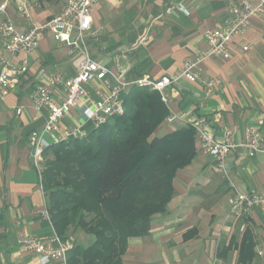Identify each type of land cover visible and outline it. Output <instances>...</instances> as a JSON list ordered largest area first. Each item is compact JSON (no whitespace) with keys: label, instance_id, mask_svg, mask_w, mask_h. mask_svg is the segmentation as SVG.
Listing matches in <instances>:
<instances>
[{"label":"crops","instance_id":"0c3cea01","mask_svg":"<svg viewBox=\"0 0 264 264\" xmlns=\"http://www.w3.org/2000/svg\"><path fill=\"white\" fill-rule=\"evenodd\" d=\"M30 20L7 3L5 16L18 31L59 14L62 0H26ZM242 0H98L92 8V30L88 38L91 58L113 74L122 73L132 82L144 75L156 80L173 75L185 60L204 49L203 34L231 18V8ZM4 17V15H1ZM249 45L247 51L242 45ZM228 59L212 58L201 65L204 76L220 85L210 94L186 80L163 91L168 116L154 134L163 136L204 117L216 140L224 130L234 131L241 143L244 130L253 126L264 142V16L252 18L246 31L234 38ZM14 60H26L27 72L13 89L0 93V264H39L37 255L20 249L21 235L42 239L54 229L42 218L44 192L30 158L29 134L43 126L44 112L31 105V95L46 87L53 96L59 85H50L52 74L68 79L79 71L81 58L69 55L53 36L43 34L36 50ZM132 87L126 89L125 97ZM92 97L106 92L101 82L87 86ZM78 101L61 120L65 132L83 124L94 130ZM213 160L197 149L192 162L173 179V196L166 211L151 218L149 234L131 237L122 256L123 264H264V212L249 218L228 216L234 188L240 192L264 189V155L242 149L229 154L224 171L214 172ZM247 231L250 260L238 261L240 242ZM78 235L74 241H78ZM86 244V243H85ZM250 244V245H248Z\"/></svg>","mask_w":264,"mask_h":264},{"label":"trees","instance_id":"16d2710c","mask_svg":"<svg viewBox=\"0 0 264 264\" xmlns=\"http://www.w3.org/2000/svg\"><path fill=\"white\" fill-rule=\"evenodd\" d=\"M122 105L123 114L86 138L43 152L41 186L54 232L62 242L70 228L90 237L86 244L73 241L67 264H123L127 240L149 234L151 218L164 213L173 196L176 173L196 155L190 126L154 134L168 116L157 91L134 87ZM248 237L245 231L241 263L252 256Z\"/></svg>","mask_w":264,"mask_h":264},{"label":"built area","instance_id":"2783aa9c","mask_svg":"<svg viewBox=\"0 0 264 264\" xmlns=\"http://www.w3.org/2000/svg\"><path fill=\"white\" fill-rule=\"evenodd\" d=\"M15 2L20 17L29 21L30 10L27 1ZM62 2L58 15L31 24L25 31H18L11 19L5 16L7 3L0 4V93L13 89L17 84V78L27 72L26 60L14 58L36 50L46 32H49L57 43L64 45L69 55H78L81 58L79 71L75 76L68 79L62 78L59 74L50 76L49 84L59 85L62 89L60 95L53 96L48 88L39 87L30 97L33 109L45 113L43 126L33 130L28 138L31 162L39 175L40 184L44 150L52 144L84 139L88 135L80 123L71 126L65 132L60 128L61 120L78 101H83L82 114L85 120L96 129L113 116L123 114L121 94L130 87L157 91L165 101L164 89L186 80L198 84L205 94H210L220 85V81L204 76L201 65L212 58L228 59L231 56L230 46L234 44V38L246 31L252 18L264 16V0H242L231 8V18L227 22L204 32L206 47L195 53L190 60H185L173 75L161 76L156 80L144 75L129 82L124 78V74H113L92 59L89 53L88 38L96 33L92 30V8L98 0ZM248 49V44L241 46L243 51ZM95 81L101 82L107 91L97 92V96L92 97L87 86ZM189 126L194 130L197 149L213 160L214 172H223L226 157L237 149L264 155V142L253 126L245 128L241 143L234 141V131L230 129L224 130L222 140H216L204 117H198ZM40 187L42 189V186ZM255 210L264 212V189L257 192H240L234 188L228 202V216L232 219L249 218ZM40 215L52 228L46 200ZM18 245L23 251L37 255L39 264H67L66 253L71 248L70 244L62 242L54 231L45 239L33 234L21 235Z\"/></svg>","mask_w":264,"mask_h":264},{"label":"rangeland","instance_id":"374dc122","mask_svg":"<svg viewBox=\"0 0 264 264\" xmlns=\"http://www.w3.org/2000/svg\"><path fill=\"white\" fill-rule=\"evenodd\" d=\"M150 90V89H149ZM153 91V90H151ZM51 159V156L48 158ZM76 235H78L77 239L82 242V243H88L90 237L88 235H86L85 233L81 232L79 229H77L76 231L73 230V228H70L68 231V238L65 242H68L71 246V244L74 241V238L76 237Z\"/></svg>","mask_w":264,"mask_h":264}]
</instances>
